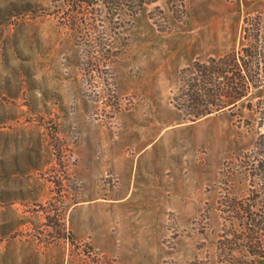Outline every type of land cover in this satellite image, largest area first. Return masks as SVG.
Returning a JSON list of instances; mask_svg holds the SVG:
<instances>
[{
    "label": "rangeland",
    "instance_id": "374dc122",
    "mask_svg": "<svg viewBox=\"0 0 264 264\" xmlns=\"http://www.w3.org/2000/svg\"><path fill=\"white\" fill-rule=\"evenodd\" d=\"M258 14L264 0H0V264H221L234 204L264 201V57L236 102L196 119L176 103L196 62L253 43Z\"/></svg>",
    "mask_w": 264,
    "mask_h": 264
},
{
    "label": "trees",
    "instance_id": "16d2710c",
    "mask_svg": "<svg viewBox=\"0 0 264 264\" xmlns=\"http://www.w3.org/2000/svg\"><path fill=\"white\" fill-rule=\"evenodd\" d=\"M252 20L245 21L244 38L250 39L253 43L240 50L239 53L243 54L241 57L236 52L218 60L212 59L216 63L214 67H210L208 62L195 63L192 81L183 88L184 92L182 95H178L176 103L181 109L188 108V114L192 118L196 119L212 113L213 105L219 108L228 105V101L215 103L214 96L228 97L233 100L230 103H234L245 94L243 91L245 83L242 82L244 77L240 74L246 70L245 66L249 67L252 60L264 57V15L258 14ZM246 57L251 60H246ZM229 58H234V64L229 67L223 66L222 63ZM240 58H242L243 64L240 63ZM258 63L261 64V61ZM215 77H222L226 81H223L221 85L215 82ZM238 90L241 92L239 93ZM208 96H211L214 101L207 99ZM260 140H263L260 145L264 147V134L261 135ZM260 165V169L263 171L264 161ZM261 199L263 200L258 194L248 202L241 200L234 204L237 214L235 220H239L240 228L236 231H228L226 236L221 239V264H257V262L260 264V261H264V201L261 202ZM242 249L246 250L247 255L239 253ZM236 251H238V255H236ZM194 264L202 263L195 262Z\"/></svg>",
    "mask_w": 264,
    "mask_h": 264
}]
</instances>
